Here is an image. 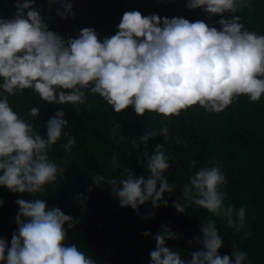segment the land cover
<instances>
[{"label":"clouds","instance_id":"clouds-1","mask_svg":"<svg viewBox=\"0 0 264 264\" xmlns=\"http://www.w3.org/2000/svg\"><path fill=\"white\" fill-rule=\"evenodd\" d=\"M35 3L15 0V15L0 17V187L12 193L43 192L64 172L50 159L49 150L62 137L67 138L65 152L70 153L76 143L65 131L68 120L62 108L47 120L45 135L14 110L9 97L25 89L48 104H71L77 112L91 93L98 94L115 113L131 107L138 116L156 113L165 119L179 116L194 105L217 114L241 96L250 103L264 97V34L249 30L240 15H232L251 10L253 0H187V8L219 16V29L203 20L190 22L184 17L125 11L117 32L103 39L91 27L82 28L76 37L65 38L49 29ZM54 4L61 6L56 14L62 19L74 15L71 0H48L49 8ZM39 113V107L29 109L32 118ZM119 127L118 123L113 125V135ZM168 131L166 125L158 130L148 128L139 137V144L147 145L149 139L160 135L167 141ZM173 139L188 147L179 138ZM195 164L191 161L189 167ZM111 167H119L115 154ZM169 167V156L158 143L153 154L146 157V176L136 177L130 169H124L119 178L106 179L97 173L92 181L96 185L106 182L119 206H130L138 213L139 206L146 202L154 208L168 205L164 194L174 191L165 175ZM226 185L220 161L210 159L188 177L183 199L172 206L180 214L190 205L199 206L211 216L222 218L235 233H242L247 208L226 203ZM86 199H80V203L83 205ZM15 202L19 206L15 217L18 228L10 246L0 237V264H96L68 242V230L78 219L58 206L49 207L45 199L21 196ZM153 215H141V219ZM200 232L202 237L189 244L195 242L202 249L191 252L188 259L166 246V241L178 238V234L162 226L154 236L149 264H252L248 253L239 248L233 247L231 256L218 252L224 241L216 220L202 222ZM150 234L148 230L143 233ZM250 235L243 232L241 238Z\"/></svg>","mask_w":264,"mask_h":264},{"label":"trees","instance_id":"trees-1","mask_svg":"<svg viewBox=\"0 0 264 264\" xmlns=\"http://www.w3.org/2000/svg\"><path fill=\"white\" fill-rule=\"evenodd\" d=\"M74 15L62 19L56 14L59 4L49 8L48 0H36L35 7L49 25V29L65 38L76 37L84 27L94 28L103 39L114 35L125 11L138 10L142 15L152 13L160 17H184L191 21L203 20L219 29V16H208L202 9H189L187 0H71ZM63 9L61 8V11ZM27 11V10H25ZM15 0H0V17L15 15ZM241 22L249 30L264 34V0H253L251 10L245 9ZM51 17V19H49ZM227 18V15H226ZM88 101L77 112L71 104H48L31 89H25L9 102L20 116L33 122L34 130L45 135L46 122L61 108L68 124L65 131L75 138L70 153L65 152L62 137L49 150V157L64 172L57 180L45 186L41 193H12L0 187V237L10 246L12 234L17 231L15 217L19 206L16 200L45 199L49 205L58 206L65 214L78 219L75 227L68 230V242L91 256L96 264H149L150 251L155 248V234L167 225L178 238L166 241V246L178 251L182 258L191 259V252L201 250L202 245L190 240L202 237L200 227L208 219L216 220L224 246L221 255L234 251L233 247L248 253L252 264H264V97L259 102H248L241 96L224 111L212 114L194 105L179 116L165 119L156 113L138 116L131 107L115 113L98 94L87 93ZM31 107H39L40 113L32 118ZM115 123L120 125L113 135ZM168 127L169 139L163 136L149 139L147 145L139 144V137L148 128ZM186 142L177 143L176 139ZM132 140H136L134 144ZM163 145L169 156L170 167L165 173L174 185L172 193H165L168 205L153 207L150 202L139 206V212L130 206H119L106 182L96 185L92 176L97 173L108 178L121 177L124 169H130L136 177L148 174L147 155L153 154L156 144ZM113 154L119 167H111ZM210 159L219 160L227 177L226 203L247 208L243 232L251 235L242 239L220 217H213L205 209L190 205L184 214L172 206L183 199V186L188 177ZM195 161L190 168V162ZM87 197L84 204L80 199ZM154 213L147 219L141 215ZM25 218L21 217L23 221ZM148 230L151 234L143 235Z\"/></svg>","mask_w":264,"mask_h":264}]
</instances>
